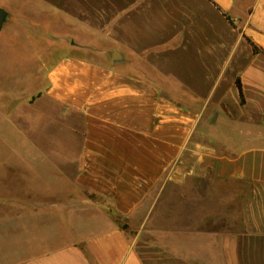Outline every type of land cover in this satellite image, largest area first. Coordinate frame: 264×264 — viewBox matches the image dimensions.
<instances>
[{
  "label": "crops",
  "instance_id": "obj_1",
  "mask_svg": "<svg viewBox=\"0 0 264 264\" xmlns=\"http://www.w3.org/2000/svg\"><path fill=\"white\" fill-rule=\"evenodd\" d=\"M0 8V112L42 164L37 178L0 175V264H264V0ZM14 34L18 49L2 37ZM175 188L184 203L213 199L215 215L226 202L237 211L231 232L205 244L213 257L123 227ZM53 197L67 234L40 249ZM32 215L44 217L33 229Z\"/></svg>",
  "mask_w": 264,
  "mask_h": 264
},
{
  "label": "rangeland",
  "instance_id": "obj_2",
  "mask_svg": "<svg viewBox=\"0 0 264 264\" xmlns=\"http://www.w3.org/2000/svg\"><path fill=\"white\" fill-rule=\"evenodd\" d=\"M30 24V25H29ZM27 26V25H26ZM38 27L36 23L29 22L28 28ZM4 31V30H3ZM4 33V32H2ZM33 33V32H32ZM20 34L3 35L8 38V44L12 48L18 49L20 46ZM8 97L1 91L0 88V107L2 102ZM27 96H15L12 100H24ZM9 97V101H10ZM24 139L20 133L14 130L0 112V162H7L10 160L15 166L11 168H0V175L6 174L9 170H13L15 175L30 174L32 177H38V167L42 164L38 159L27 158L33 153L21 151V145ZM26 164V167L24 165ZM31 166L34 169H30ZM2 171L4 173H2ZM55 188V187H53ZM188 194V193H187ZM183 190L175 188L173 197L170 190L165 193L166 196L156 201L155 207L149 215L148 219L144 220L140 217H132L126 220V231L131 238L138 236V238L148 244H155L162 246L164 250L166 246L178 247L182 250L186 244L190 245L191 256L198 255L201 249L206 254L213 257L214 249L206 250L205 244L209 245L214 240V235L219 241L231 232V229L236 226L238 214L233 204L226 202L223 204L222 214L215 215L214 208L218 203L213 199H198L184 203L183 197L188 196ZM33 196V195H32ZM171 196V198H170ZM37 200L32 199V204L37 203ZM63 201L55 199L54 197L46 200L47 216L45 217L47 225V246L40 249L51 248L61 244L67 228L64 226V217L58 215L56 212L61 211V204ZM44 217L31 216V228L38 227V220ZM143 220V221H142ZM42 225V223H41ZM32 233V242H33ZM51 239V240H49ZM173 248V247H170Z\"/></svg>",
  "mask_w": 264,
  "mask_h": 264
},
{
  "label": "trees",
  "instance_id": "obj_3",
  "mask_svg": "<svg viewBox=\"0 0 264 264\" xmlns=\"http://www.w3.org/2000/svg\"><path fill=\"white\" fill-rule=\"evenodd\" d=\"M248 40H249V39H248ZM249 41H250V40H249ZM250 43H251V45H252V47H253V50H254V51H258V47H257L252 41H250ZM236 84H237L238 89H239V93H240L241 100H243V98H242V93H241V85H240V81H239V79H236ZM32 99H33V97L30 98V100H32Z\"/></svg>",
  "mask_w": 264,
  "mask_h": 264
},
{
  "label": "water",
  "instance_id": "obj_4",
  "mask_svg": "<svg viewBox=\"0 0 264 264\" xmlns=\"http://www.w3.org/2000/svg\"><path fill=\"white\" fill-rule=\"evenodd\" d=\"M4 18H5V11L0 8V26L2 25ZM123 227H126V225H124Z\"/></svg>",
  "mask_w": 264,
  "mask_h": 264
}]
</instances>
